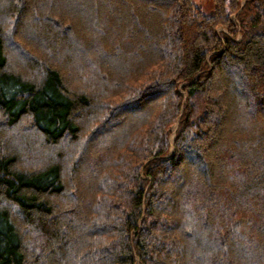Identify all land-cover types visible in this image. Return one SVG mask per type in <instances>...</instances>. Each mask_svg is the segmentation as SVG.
<instances>
[{
  "label": "trees",
  "instance_id": "trees-1",
  "mask_svg": "<svg viewBox=\"0 0 264 264\" xmlns=\"http://www.w3.org/2000/svg\"><path fill=\"white\" fill-rule=\"evenodd\" d=\"M213 1L0 0V264H264V0Z\"/></svg>",
  "mask_w": 264,
  "mask_h": 264
},
{
  "label": "rangeland",
  "instance_id": "rangeland-1",
  "mask_svg": "<svg viewBox=\"0 0 264 264\" xmlns=\"http://www.w3.org/2000/svg\"><path fill=\"white\" fill-rule=\"evenodd\" d=\"M193 2L198 7H200L205 14L210 15L214 12V1L213 0H193Z\"/></svg>",
  "mask_w": 264,
  "mask_h": 264
},
{
  "label": "bare ground",
  "instance_id": "bare-ground-1",
  "mask_svg": "<svg viewBox=\"0 0 264 264\" xmlns=\"http://www.w3.org/2000/svg\"><path fill=\"white\" fill-rule=\"evenodd\" d=\"M172 141H173V138H172Z\"/></svg>",
  "mask_w": 264,
  "mask_h": 264
}]
</instances>
